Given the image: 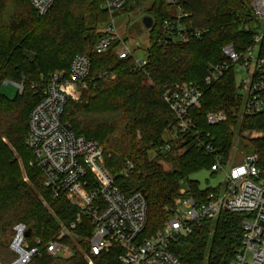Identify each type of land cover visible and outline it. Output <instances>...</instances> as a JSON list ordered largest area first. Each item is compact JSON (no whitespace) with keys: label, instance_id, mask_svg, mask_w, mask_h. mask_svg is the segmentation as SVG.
Segmentation results:
<instances>
[{"label":"trees","instance_id":"trees-1","mask_svg":"<svg viewBox=\"0 0 264 264\" xmlns=\"http://www.w3.org/2000/svg\"><path fill=\"white\" fill-rule=\"evenodd\" d=\"M144 1L128 0L114 16L138 10ZM102 3L56 0L46 14L40 15L30 0H0V88L5 80L24 87L14 98L0 95V233L23 223L42 241L41 253L28 264H87L84 252L92 229L87 220L74 230L82 250L66 239L74 250L70 258L45 251L44 245L58 234L60 223L73 221L78 208L44 185L41 169L30 165L34 156L26 142L30 113L39 102L33 85L56 69L68 70L75 55H87L91 71L81 99L68 103L62 120L76 134L103 147L106 167L122 193H144L146 236L164 225L183 185L191 195L200 196L199 183L189 177L202 168L210 169L215 162L190 133H177L172 138L175 116L163 99L165 89L179 82L202 87V109L191 112L198 128L216 139L221 153L226 155L236 134L232 126L237 124L241 98L234 68L210 87L205 86L204 78L211 65L226 60L222 51L225 45L233 44L242 51L253 43L257 31L252 28L249 0H183L182 9L187 14L184 24L206 30L201 39L186 43L156 41L164 21L176 17L177 11L166 0H151L147 14L154 19V27L143 67H138L132 56H118L120 40L104 53L95 51L101 34L98 28L110 20ZM134 30L141 31L140 24L130 27ZM219 109L228 113L229 120L209 125L204 115ZM242 129L264 130V115L244 116ZM253 142L254 148L262 150V139ZM153 150L156 159L149 157ZM15 152L28 168L29 183L21 175ZM160 159L171 168L166 170ZM209 191L206 188L203 195ZM243 219L244 214L222 211L216 218L203 220L191 233L176 237L170 249L182 264H234L241 248ZM6 251L5 244L0 243V261H13L16 254L12 250V258L4 260ZM96 262L115 263L110 253L100 255Z\"/></svg>","mask_w":264,"mask_h":264},{"label":"built area","instance_id":"built-area-1","mask_svg":"<svg viewBox=\"0 0 264 264\" xmlns=\"http://www.w3.org/2000/svg\"><path fill=\"white\" fill-rule=\"evenodd\" d=\"M55 1L30 0V3L40 15H44ZM127 1L103 0L101 7L108 11L110 20L99 30L101 34L95 51L104 53L115 40H120L118 56H132L135 64L143 67L147 64V49L143 57H138L128 40L122 39L116 25L114 13ZM182 1L166 0L176 8L177 15L164 21L156 41L186 43L203 37L205 29H194L184 24L187 14L183 12ZM249 1L253 22L263 20L264 0ZM153 27L154 21L147 29L149 35ZM256 50L258 53L255 55ZM222 51L226 60L210 66L204 78L205 86L215 84L233 67L241 98L239 114L264 115V30L255 34L253 43L245 50L238 51L233 44H227ZM90 71V58L77 54L68 70H56L33 85L39 102L30 113L26 139L34 156L31 165L36 164L41 169L44 185L55 196H65L78 208L73 221L60 223V231L44 245L45 251L51 256L70 258L74 250L66 239L70 236L78 244L80 238L74 230L87 220L92 227L87 240L89 247L84 253L87 264H97L96 258L109 253L114 264H182L170 249L172 241L179 235L191 233L203 220L229 211L244 214L241 248L234 264H264V145L262 150L255 148L233 163L232 153H221L212 134L198 128L191 112L192 109H201L202 87L193 82H179L167 87L163 99L175 116L172 138H176L177 133L194 136L197 146L215 158L211 173L223 175L224 181L208 188L210 191L204 195L205 189L201 188L200 196L191 195L189 188L183 185L164 225L146 236L148 207L144 193H122L115 176L106 167L103 147L93 139L76 134L62 120L68 103L81 99ZM9 82L14 83L20 93L23 92L22 83L9 80L3 83ZM205 119L209 125H218L226 123L229 115L223 109L211 110ZM257 137L264 144V131ZM244 145L247 147L248 144ZM28 230L23 223L13 227L15 235L10 249L16 258L8 263L0 261V264H28L41 253L42 241L31 233L27 235Z\"/></svg>","mask_w":264,"mask_h":264},{"label":"rangeland","instance_id":"rangeland-1","mask_svg":"<svg viewBox=\"0 0 264 264\" xmlns=\"http://www.w3.org/2000/svg\"><path fill=\"white\" fill-rule=\"evenodd\" d=\"M150 4H151V0H145L142 4L141 8H139L138 10H135V11L130 12V13L124 12V13H121L118 17H116V25H117V28L119 30V34L122 36V39L128 40V43L135 50V53L138 57L144 56L145 51H146V49H148L149 44H150V37H149L150 35L148 34L147 28H145V26L142 22L143 18L145 16H148L147 9L149 8ZM153 21H154V19H153ZM135 24H140L141 31H137V30L130 31V27L134 26ZM104 25L105 24H103V25L101 24L99 26L98 30L102 29L104 27ZM252 28L260 33L262 30H264V19L263 20L258 19L256 22H253ZM135 39H137L139 41V45L136 44ZM119 46H120V44L117 46L116 52H117V49L120 48ZM257 53H258V51L256 50L254 52V54L256 55ZM56 70H59V69H56ZM56 70H54V71H56ZM114 77H115V75H114ZM18 92L19 91H18L17 86L12 82L3 83V85L0 88V95L7 97V98H10V99L16 97V95H18ZM202 105H203V103H202ZM201 109H202V106H201ZM205 116H206V114L204 115V117ZM243 117L244 116H241L239 114V116L237 118L238 120L236 122L237 124L232 126V128L236 131V134H235V137L233 139V142H232L230 149H228V151L226 153L227 155L232 153V155L234 156L233 163L234 162L236 163L237 160H241L245 154L251 153L253 151V149H255L253 141L256 139H259L260 137H257V134H260L261 131H264V130L242 129ZM172 135H173V132H171V136ZM169 136H170V134H169ZM244 144H248L247 147ZM15 156L17 158V161H18V164L20 167V172H21V175L23 176L24 181L29 183L30 181H29V177H28V168H27L26 164L24 163V160L16 152H15ZM149 157L151 159H156L157 158L156 151H154V150L151 151L149 153ZM159 162L163 165V167L166 170H169L171 168V165L166 160L160 159ZM30 165H31V163H30ZM189 179L197 181L199 183V186L203 189L218 186L220 183H223V181H224L223 175H213L211 173L210 169H208V168H202V169L192 173L190 175ZM184 186L186 188H188V186L186 184ZM60 229H61V227H60ZM14 235H15L14 231H10V230L7 232H4V233H0V243H4L5 249L7 250L6 251L7 253L5 254L6 258L5 259L3 258L4 260H8L10 258V255H11L10 245H11V242L14 238ZM68 240H70V242H74L70 236L68 237ZM69 244L72 245L71 243H69ZM75 245L79 250L83 249V247L80 246L79 243L78 244L75 243Z\"/></svg>","mask_w":264,"mask_h":264},{"label":"water","instance_id":"water-1","mask_svg":"<svg viewBox=\"0 0 264 264\" xmlns=\"http://www.w3.org/2000/svg\"><path fill=\"white\" fill-rule=\"evenodd\" d=\"M143 24H144V26H145V28H150L151 26H152V24H153V18L151 17V16H145L144 18H143ZM30 230H28L27 231V235L28 234H30Z\"/></svg>","mask_w":264,"mask_h":264}]
</instances>
